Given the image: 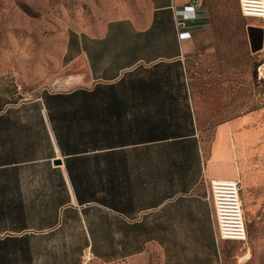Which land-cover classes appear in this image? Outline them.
Returning a JSON list of instances; mask_svg holds the SVG:
<instances>
[{
	"label": "crops",
	"instance_id": "0c3cea01",
	"mask_svg": "<svg viewBox=\"0 0 264 264\" xmlns=\"http://www.w3.org/2000/svg\"><path fill=\"white\" fill-rule=\"evenodd\" d=\"M147 1L72 35L52 88L0 71V264H132L150 250L152 264H225L210 181L235 180L256 115L235 72L196 44L205 9Z\"/></svg>",
	"mask_w": 264,
	"mask_h": 264
},
{
	"label": "rangeland",
	"instance_id": "374dc122",
	"mask_svg": "<svg viewBox=\"0 0 264 264\" xmlns=\"http://www.w3.org/2000/svg\"><path fill=\"white\" fill-rule=\"evenodd\" d=\"M201 1L206 19L204 26L194 29L196 44L201 52L216 51L217 64L212 69L235 72L238 102L246 97L256 115L247 127L253 134L241 141L245 151L238 149L232 159L233 179L241 181L248 238L242 243L221 240L223 260L225 264H264V85L257 80L264 43L253 52L252 45L257 48L261 38L257 34L250 40L248 34V27L264 23L243 18L238 0ZM147 11V0H0V71L23 72L30 89L52 88L64 71L72 35H100L109 23ZM196 55L189 66L194 83ZM213 123L209 119L201 125L205 158H210L214 145ZM132 264H152V250Z\"/></svg>",
	"mask_w": 264,
	"mask_h": 264
},
{
	"label": "built area",
	"instance_id": "2783aa9c",
	"mask_svg": "<svg viewBox=\"0 0 264 264\" xmlns=\"http://www.w3.org/2000/svg\"><path fill=\"white\" fill-rule=\"evenodd\" d=\"M239 10L245 19H256L264 22V0H238ZM193 16L205 9L200 0L188 7ZM181 28H186V22H181ZM257 80L264 85V58L257 68ZM241 181L212 180L211 203L218 237L222 241L246 242L248 238L247 225L241 197Z\"/></svg>",
	"mask_w": 264,
	"mask_h": 264
},
{
	"label": "water",
	"instance_id": "95a60500",
	"mask_svg": "<svg viewBox=\"0 0 264 264\" xmlns=\"http://www.w3.org/2000/svg\"><path fill=\"white\" fill-rule=\"evenodd\" d=\"M248 34H249V37H250V40L252 39V36L253 35H257V34H259L260 35V44H259V46L256 48V47H254L253 45H252V51L253 52H257V51H259V50H261L263 47V40H264V30L263 29H261V28H257V27H249L248 28ZM56 165H60V162L59 163H56Z\"/></svg>",
	"mask_w": 264,
	"mask_h": 264
},
{
	"label": "trees",
	"instance_id": "16d2710c",
	"mask_svg": "<svg viewBox=\"0 0 264 264\" xmlns=\"http://www.w3.org/2000/svg\"><path fill=\"white\" fill-rule=\"evenodd\" d=\"M81 93H83V92H81Z\"/></svg>",
	"mask_w": 264,
	"mask_h": 264
}]
</instances>
